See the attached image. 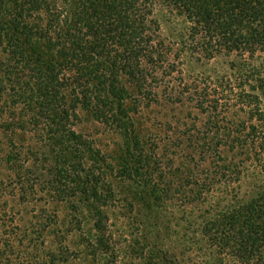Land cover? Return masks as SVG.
I'll return each instance as SVG.
<instances>
[{
    "label": "trees",
    "instance_id": "obj_1",
    "mask_svg": "<svg viewBox=\"0 0 264 264\" xmlns=\"http://www.w3.org/2000/svg\"><path fill=\"white\" fill-rule=\"evenodd\" d=\"M159 8L183 18L186 43L195 52L202 48L207 59L221 53L250 63L264 59V0H0V84H8L12 106H22L17 124L8 126L10 134L41 132L42 140L53 146L58 165L52 170L51 187L62 201L83 197L98 233L93 255L107 251L104 209L112 186L108 183L106 190L102 186L107 169H116L83 135L69 128L70 118L80 107L90 110L96 120L116 123L128 140L127 151L137 159L133 167L148 161L135 129H130L125 107L130 92L125 83L140 95L148 94L147 79L160 66L153 58L159 43L154 29ZM142 58L151 63L150 71ZM251 70L254 76L255 68ZM253 76L246 83L248 123L232 126L215 108L200 105L210 120L206 131L211 136L199 142V155L207 172L213 167L209 174L214 177L186 175L182 185L186 207L206 204L216 181L226 187L239 182L247 162L255 163L254 169L264 176V119ZM147 172L150 177L154 174ZM117 174L130 173L124 168ZM157 190L154 185L149 188L152 201ZM201 233L213 251L224 252L240 264H264V184L245 201L206 220ZM18 234L0 239L1 245L10 248L25 240L27 246L16 255L17 261L6 258L0 264H72L67 247L51 248L43 235L29 241L31 236Z\"/></svg>",
    "mask_w": 264,
    "mask_h": 264
},
{
    "label": "rangeland",
    "instance_id": "obj_2",
    "mask_svg": "<svg viewBox=\"0 0 264 264\" xmlns=\"http://www.w3.org/2000/svg\"><path fill=\"white\" fill-rule=\"evenodd\" d=\"M155 18L159 43L153 58L160 66L147 79L148 94L140 95L125 83L130 92L125 101L130 129H135L148 161L133 167L137 159L127 151L128 140L116 123L96 120L90 110L80 107L70 118L69 128L83 135L107 165L116 169H107L106 186H102L105 190L108 183L112 186L104 209L107 251L92 254L98 233L92 228L93 219L83 197L62 201L54 195L50 183L58 158L50 142L42 140L41 132L16 130L17 135L10 134L8 126L17 124L22 106H12V92L6 91L9 86L4 83L0 84L1 240L15 232L17 236L20 232L31 236L29 241L43 235L45 242L53 244L51 248L67 247L72 264H240L224 252L213 251L201 227L231 205L248 199L264 184V176L254 169L258 167L245 163L239 182L228 187L214 182L216 189L199 208L186 207L182 185L189 173L199 179V174L204 177L213 172V167L206 171L207 164L199 155V142L211 136L206 131L210 120L200 105L215 108L232 126L248 123L246 83L253 76V68L264 119V59L250 63L223 53L207 59L202 48L195 52L186 43L187 24L181 16L159 8ZM147 60L142 58L141 63L150 71ZM124 168L128 176L117 174ZM152 170L159 172L156 178L147 172ZM153 185L158 189L155 203L149 193ZM27 244L21 240L8 248L0 243L1 262L6 258L17 261L16 255Z\"/></svg>",
    "mask_w": 264,
    "mask_h": 264
}]
</instances>
